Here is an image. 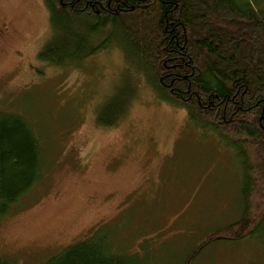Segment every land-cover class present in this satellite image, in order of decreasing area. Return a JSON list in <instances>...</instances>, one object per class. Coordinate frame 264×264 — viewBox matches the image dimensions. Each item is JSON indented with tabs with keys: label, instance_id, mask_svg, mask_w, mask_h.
Instances as JSON below:
<instances>
[{
	"label": "rangeland",
	"instance_id": "1",
	"mask_svg": "<svg viewBox=\"0 0 264 264\" xmlns=\"http://www.w3.org/2000/svg\"><path fill=\"white\" fill-rule=\"evenodd\" d=\"M52 32L44 0H0V111L27 119L45 163L0 222V260L47 264L95 236L126 264H264L257 238L200 247L242 214L240 154L157 98L124 49L42 62ZM132 82L126 117L97 127L99 109Z\"/></svg>",
	"mask_w": 264,
	"mask_h": 264
},
{
	"label": "trees",
	"instance_id": "2",
	"mask_svg": "<svg viewBox=\"0 0 264 264\" xmlns=\"http://www.w3.org/2000/svg\"><path fill=\"white\" fill-rule=\"evenodd\" d=\"M44 4L53 32L39 60L63 67L111 47L124 49L136 74L144 77L157 98L183 109L196 130L215 134L240 154L245 176L242 214L210 234L200 247L247 238L264 243V0H44ZM134 91L132 82L124 94L101 107L97 127L119 125ZM44 165L41 141L32 125L22 115L0 111V222L43 180ZM94 237L65 249L47 264H126ZM187 262L192 264L193 259Z\"/></svg>",
	"mask_w": 264,
	"mask_h": 264
}]
</instances>
